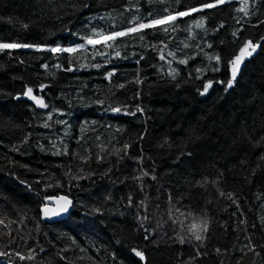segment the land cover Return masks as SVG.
Masks as SVG:
<instances>
[{
	"label": "trees",
	"instance_id": "obj_1",
	"mask_svg": "<svg viewBox=\"0 0 264 264\" xmlns=\"http://www.w3.org/2000/svg\"><path fill=\"white\" fill-rule=\"evenodd\" d=\"M0 264H264V0H0Z\"/></svg>",
	"mask_w": 264,
	"mask_h": 264
},
{
	"label": "water",
	"instance_id": "obj_2",
	"mask_svg": "<svg viewBox=\"0 0 264 264\" xmlns=\"http://www.w3.org/2000/svg\"><path fill=\"white\" fill-rule=\"evenodd\" d=\"M74 202L65 195L51 198L47 205L41 209V221L43 224H54L70 217Z\"/></svg>",
	"mask_w": 264,
	"mask_h": 264
},
{
	"label": "rangeland",
	"instance_id": "obj_3",
	"mask_svg": "<svg viewBox=\"0 0 264 264\" xmlns=\"http://www.w3.org/2000/svg\"><path fill=\"white\" fill-rule=\"evenodd\" d=\"M164 22V21H163ZM160 22H156V23H153V24H159ZM108 38L110 37H103V38H100L98 39L96 42H102V41H107ZM85 45H82V46H79L77 47L76 49L78 48H82L84 47ZM3 48H13L14 46H1ZM29 48V47H28ZM43 47H40L38 49H42ZM54 51H58L60 49H57V48H54L53 49ZM254 50L255 48L254 47H251V46H248L246 49L243 50L242 52V58H245V57H248L250 55H252L254 53ZM242 58L238 59L236 62H235V66H238L239 62L242 60ZM209 90V87L207 88V91ZM27 98H29L30 100H32L34 103L36 104H39L40 103V100L38 98H36L33 93L31 91H29L26 95Z\"/></svg>",
	"mask_w": 264,
	"mask_h": 264
}]
</instances>
